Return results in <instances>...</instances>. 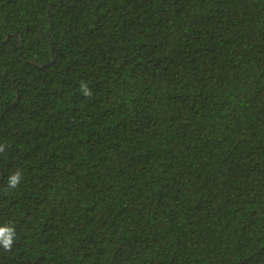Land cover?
<instances>
[{
    "label": "trees",
    "instance_id": "obj_1",
    "mask_svg": "<svg viewBox=\"0 0 264 264\" xmlns=\"http://www.w3.org/2000/svg\"><path fill=\"white\" fill-rule=\"evenodd\" d=\"M0 226V264H264V0H0Z\"/></svg>",
    "mask_w": 264,
    "mask_h": 264
},
{
    "label": "clouds",
    "instance_id": "obj_2",
    "mask_svg": "<svg viewBox=\"0 0 264 264\" xmlns=\"http://www.w3.org/2000/svg\"><path fill=\"white\" fill-rule=\"evenodd\" d=\"M21 179L19 172H14L8 177V185L15 187ZM13 238V229L9 226H0V243L9 247Z\"/></svg>",
    "mask_w": 264,
    "mask_h": 264
}]
</instances>
